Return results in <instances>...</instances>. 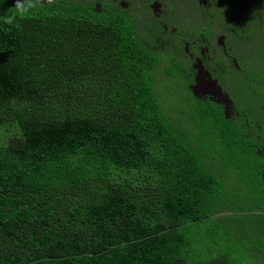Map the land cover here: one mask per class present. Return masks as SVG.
<instances>
[{
  "label": "trees",
  "instance_id": "obj_1",
  "mask_svg": "<svg viewBox=\"0 0 264 264\" xmlns=\"http://www.w3.org/2000/svg\"><path fill=\"white\" fill-rule=\"evenodd\" d=\"M234 179L264 211V0H0V264H245L200 227Z\"/></svg>",
  "mask_w": 264,
  "mask_h": 264
},
{
  "label": "rangeland",
  "instance_id": "obj_2",
  "mask_svg": "<svg viewBox=\"0 0 264 264\" xmlns=\"http://www.w3.org/2000/svg\"><path fill=\"white\" fill-rule=\"evenodd\" d=\"M155 75L156 90L162 98L165 113L177 126H186L190 118L189 103L186 99L188 91L179 78L169 77L166 74L164 64L156 70ZM200 89L203 92L208 89L209 93L214 94L211 96L213 99H221L226 107H230L231 97L222 90L202 64L197 66L196 85L191 90L196 92ZM227 189L230 194L229 204L221 213L201 223V234L210 232L213 235L230 236L233 240L230 243L238 260L245 264H261L263 259L259 253H264V211L251 207L252 197L240 180H232ZM239 192L246 194V198H240Z\"/></svg>",
  "mask_w": 264,
  "mask_h": 264
},
{
  "label": "flooded vegetation",
  "instance_id": "obj_3",
  "mask_svg": "<svg viewBox=\"0 0 264 264\" xmlns=\"http://www.w3.org/2000/svg\"><path fill=\"white\" fill-rule=\"evenodd\" d=\"M196 79H197V77H196ZM196 85V82H195V84L193 85V86H195ZM192 86V87H193ZM208 90V89H207ZM202 91L201 89H200V91H193V93H194V95L195 96H198V97H204V98H206V97H210V96H214V94H212V93H209L208 91ZM226 99H227V97H226ZM217 102H219V103H222V101H221V99H219V100H217V99H215ZM222 104H224V103H222ZM225 105V104H224ZM229 105H230V107L228 108V107H226L227 108V110L229 109L230 111H228L227 112V114L228 115H234V102H233V100H229Z\"/></svg>",
  "mask_w": 264,
  "mask_h": 264
}]
</instances>
